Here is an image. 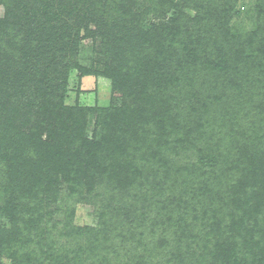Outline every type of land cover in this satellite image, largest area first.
Instances as JSON below:
<instances>
[{
  "label": "rangeland",
  "instance_id": "374dc122",
  "mask_svg": "<svg viewBox=\"0 0 264 264\" xmlns=\"http://www.w3.org/2000/svg\"><path fill=\"white\" fill-rule=\"evenodd\" d=\"M99 1L104 3L105 0ZM164 1L119 3L108 9L106 15H95L93 22L86 15L88 26L83 23L79 29L72 28L67 41H62L64 46H57L64 51L50 50L49 42L43 40L44 50L51 53L50 60L56 62L61 71L60 79L66 77L63 94L53 96L46 88V82L44 85L28 83L36 79L35 76H29L23 83L16 79L13 82L16 87L10 84L12 88L9 89L1 85L0 113L4 114L3 108L6 107L7 115L18 116L19 122L24 123V132L32 133L33 143L30 146L25 144L27 151L24 152L28 157L19 161L18 157L13 158L19 135L0 145V244L3 237L8 239L12 235L15 240H22L19 247L15 244L16 257L0 253V264H15L16 260L27 264H137L140 261L143 264L158 261L164 264H215L214 255L220 250L218 241L221 236L212 230L218 205L217 202L208 205L210 196L206 194L209 190L229 189V174L224 171L245 151L246 148L242 152L241 145H255L264 156V143L260 142L264 141V0L190 1L189 5L193 6L177 5L179 0H173L175 6L171 0ZM78 10L82 11L81 8ZM78 10L72 13L74 26ZM4 14L0 5V18ZM29 27L25 26V33L13 31L17 35L15 42L26 43L27 48H31L28 50L37 54L41 52L40 38L37 35L29 37ZM176 28L182 30V46L185 48L179 44L180 50L170 63L174 65L187 60L185 54L191 48L198 56L195 61L198 63L199 59H208L203 53L210 49L214 51L209 59L212 66L202 70V66L196 65L197 71L194 63L188 65L183 68L179 83L168 94L164 93L161 100L148 103L147 110L152 111L157 105L170 101L172 114L182 120H178L180 126L176 131H167L161 128L159 118H153L147 126L157 134H153L156 140L150 144L140 143L136 158L131 160L132 146L128 147L129 154L125 156L127 154L118 150L115 144L120 145L119 140H123L125 133H122L121 125L126 121L116 111L126 101H123L124 90L115 88L112 74L125 75L135 57L141 53L148 55L145 48L149 43L144 40L149 35L166 37ZM133 43L136 48L131 47ZM25 45L22 44L21 49H25ZM113 45H119V49L110 48ZM169 47V43L164 44L167 57L172 55ZM129 48L135 53L132 60ZM61 57L66 60L59 63ZM148 57L145 58L146 64ZM145 77L144 74L137 79H148ZM224 95L226 99H223ZM230 95L235 98L234 109L241 104L258 111L252 119L258 126L257 132L251 128L246 130V118H241L239 127L233 122L236 120L223 118L224 124L238 128L236 133L245 129L246 133L237 137L226 131L218 132L220 123L213 128L206 125V116L218 115L214 111L215 104L217 107L218 104L220 107H223L221 104L225 107L231 104ZM82 107L115 109L117 115L104 112L100 117L99 113H86L82 132L72 144H66L70 153L75 155L80 151L81 161L76 157L70 166L65 167L59 146L63 138L60 133L62 118L70 124L69 112L78 113L77 108ZM107 115L115 117L107 123ZM168 117L165 115L164 119ZM127 139L131 142L130 135ZM218 146L222 156L215 165L207 152H215ZM90 154L94 159L91 162ZM112 154L117 160H113ZM205 155L209 158H203ZM127 161L132 162V167ZM126 172H129L132 184L122 187L120 181ZM34 177L41 181L27 188V181L29 178L34 180ZM11 178L28 193L19 188L16 194L24 196L20 201L22 206L18 207L19 212L6 214L1 209L6 207L7 201L16 203ZM146 196L153 202L149 208L140 202L149 214L148 226L144 229L147 224L143 221V229L127 230L124 225L123 229L116 230L117 221L126 219L127 215L121 218L125 209L134 210L132 201H144ZM171 196L179 197V202L172 204L171 221L166 228L169 231L164 232L156 212L159 200ZM219 209L220 212L226 211L223 207ZM152 224L154 227H150ZM134 231L138 233L136 237H122L131 236ZM247 235L250 236L244 234L246 237L243 243H239L240 247L236 240L225 245L238 248V264H264V255L255 242L249 239L250 244H244L249 238ZM165 236L167 243L160 246L157 241L161 242ZM233 259L235 262L236 257Z\"/></svg>",
  "mask_w": 264,
  "mask_h": 264
},
{
  "label": "trees",
  "instance_id": "16d2710c",
  "mask_svg": "<svg viewBox=\"0 0 264 264\" xmlns=\"http://www.w3.org/2000/svg\"><path fill=\"white\" fill-rule=\"evenodd\" d=\"M127 1L132 2V0H105L104 3L99 0L94 3H92L93 0H0V5L3 6L5 11V16L0 18V89L1 85L8 89L12 88V85L10 84H13V82L15 83L16 79H20L19 81L23 83V81L30 78L29 76H35L37 80L33 79L28 83L33 82L35 85L36 83L44 85L46 82V88L52 93L53 96L58 95V93L63 94L67 82L66 77L64 80L60 79L59 75L61 74V71L57 69L56 62L50 60L53 56H51L50 52L44 50L45 47H43L42 41L44 40L49 42L50 50L55 49L56 51H64V48H59L57 46H64L63 42H66L70 37V30H72V28L79 29L83 23L86 24V22H89L86 18V15H89L90 22H93V20H95L94 17L106 15V11H108V9L115 8L117 4H122L123 2ZM190 1L196 2L199 0H179L177 5L182 4L187 6L189 3H191ZM164 2L166 3L167 0ZM170 3L174 5L173 0H171ZM177 7L179 8V6ZM80 8L82 11L86 12V14L81 10H78ZM75 10H78L79 12L75 13L76 21L74 22H76V25L74 26L71 23L73 20L71 17ZM101 24H104V22H101ZM25 26H30L27 29V34L29 37L37 35V37L40 38V44L38 46L41 52L34 54L32 50H28L31 48H27L28 46L25 45L26 43L15 42L17 35H15L13 31L19 32L20 34L21 32L25 33ZM86 26H88V24H86ZM123 37L126 36L123 35ZM58 42L60 43L58 44ZM144 43H149V46L146 45L147 47L145 48V51L148 52V55H145V53L144 55L143 53H137L139 56L135 57L131 64L130 70L126 72L125 75L116 76V73L114 75L112 74L115 88L124 90L125 97L123 98V101H126L123 107L121 106V108L116 111L117 113L123 115L126 121L121 125V131L122 133H125L123 135V140H119L120 145H118L117 142L115 144L117 145L118 150L121 149L123 153L127 154L125 156H128L129 154L128 147L131 148L132 146L131 160L136 158V150L140 146V143L150 144L156 140V138L153 136L155 132H152L151 128L147 126V123H150L153 118H159L161 128L163 127L165 130L169 129L176 131V127L178 129L180 126L178 121L180 117L178 115L174 116L172 114L173 110L170 101H168V103L165 105H157L156 110L152 111H149V109L147 110L148 103H150V101L154 102L161 100L164 97V93L168 94L172 87L179 83L182 70L188 65L194 63V68L197 71V66H202V70H204V68H210V60L214 53L213 50H205L207 52H204L203 56L208 59H199V62L196 63L198 61V56L194 54V51L191 48V50L187 51L185 54L187 60H182L180 63L172 65L170 62L174 55L179 52V44L181 45L182 49L185 48V46H182V30H177V28L173 29L171 31V35H167L166 37L153 38L149 35L148 39L144 40ZM167 43L170 45L169 48L172 54L170 57H167L164 53V50L166 49H164V44L166 45ZM22 44L25 45V49H21ZM131 47L136 48V43H133ZM110 48L118 50L119 45H113V47L110 46ZM128 51H130L128 54L132 60L135 53L131 52L130 48ZM147 56H149L147 64L149 65L148 68L150 67V69L146 68L147 64L145 62V58ZM191 59L192 61H190ZM65 60L66 59L61 57L59 63L64 62ZM12 62L14 65L11 66ZM52 62L53 66H51ZM5 63L7 64L6 66L4 65ZM67 68H70L69 65H67ZM108 69L113 70V68ZM218 69L221 70V67H218ZM223 70L224 69H222V71ZM85 72L87 71L85 70ZM144 74L146 77H148V79H137L140 75ZM24 76H26V78H24ZM258 83H261V81H258ZM13 85L16 87L15 84ZM141 94L145 95L142 96ZM8 96L13 97V94H9ZM223 99H226V95L223 96ZM228 99L230 101L229 103L231 104L227 107H225L223 104H221L223 107H220V104H218V110V107L215 104L214 111L218 112V115L216 114L212 118L206 116V125L213 128L215 125L220 123L218 125V132L226 131L231 136L237 137L241 136L243 132L246 133L245 129L236 133L238 128H235L233 125L227 126L228 124H224L225 122L223 118L226 117V120L228 121L233 119L236 120L233 122L238 127L240 125L239 122L241 118H246L248 122L246 130L251 128L257 132L258 126L252 121V119H255L256 113L258 111L254 110L253 107H247L246 105L241 104L236 109H234V96L230 95ZM206 100L208 101V98ZM219 100L218 103H220ZM206 107L207 105L205 108ZM77 109L78 113L69 112L72 118L70 124H68L67 119L62 118L63 120L60 133H62V137L65 140L61 138L59 146L63 151V158L65 161L63 165L65 167L67 165L70 166L76 157L81 161L80 151H76L74 155L70 153L71 149H69L66 144H72L75 141V138L82 132L84 121L86 119L84 115H86L88 112H93L96 115L99 113L101 115L100 117H102L104 112L115 113V116L117 115L115 109H101L97 107H82ZM3 111H5L4 114L0 113V145H3L6 140H9L10 142L13 141L12 137L19 135L20 139L18 140L17 147L13 149V158L16 156L18 157L17 160L19 161L25 157H28V153H25L27 151L25 144L30 146L31 143H33V136L31 132H24V129H22L24 123L22 121L19 122L18 116L11 117L7 115L6 107L3 108ZM241 114L242 117H240ZM2 115H4V117H2ZM165 115H169L167 120L164 119ZM262 115L264 116V114ZM106 117L107 123L112 121L111 118L113 117L108 115ZM180 120H182V118ZM129 135L131 142H129L130 140L127 139ZM133 135L134 137L136 135L138 136L133 138ZM260 142L264 143V141ZM240 149H242V152L244 149L247 152L244 151L241 153V155L238 157L239 159L237 161L231 162L230 167H226V171H224V174H229L227 177V180L230 182L229 189L219 192L209 190L206 194V196H210L209 200H207L208 205H211L214 202H217L218 205V214L215 216L214 229L212 230L215 232V234L217 233L216 235L221 236L218 241L220 243V250H218L214 255L215 264H238L240 262L238 248L235 245L226 246L225 243L231 242V240H236L238 242L237 246L240 247L239 243H243V239L246 237L244 234L248 233L250 236L247 235L249 238L244 242V244H250L248 241L251 239L253 242H255L256 247L259 251H261V254L264 255V156H261L260 149L255 145L254 147L241 145ZM209 154L212 156L211 161L214 162L215 165H218L217 162L222 156L219 146L218 149H215V152L208 150L207 155L211 157ZM59 155L61 156V153H59ZM208 156L205 155L203 158H209ZM111 157L114 158L113 160H117L115 159L116 155L114 156L112 154ZM124 158L128 159L127 157ZM93 160V154H90L89 162ZM131 163V161H127V165L130 164L129 167H132ZM122 176L123 177L120 181L122 187L127 186L128 183L132 182L129 172H126L125 176L124 174ZM40 181L41 179L39 178L35 179L34 177V180L29 178L26 187L29 188V186L32 184H39ZM10 186L14 194L18 193L20 189L25 191V193H28V191H26L20 184H16L12 178ZM150 198L151 197L146 196L144 201L142 199L134 201V203L132 201V205L135 204L134 210L130 211L129 209H125L121 218L127 215L126 219L117 221L118 223L115 229L121 230L123 229L124 225H127V230H135V228L143 229L142 222L144 221L145 224L146 221L149 220L147 218L149 217V214L144 211L146 208H142V206L145 207V204L149 208V206L153 204ZM178 198L179 197L177 196H171L169 198L165 197L158 202L159 207L156 214L158 219L160 218V225H163L162 228L164 229V232L169 231V229L166 228L169 227L168 225L171 221V217L169 216V214H171V206L174 202H179ZM22 199H24V196L16 194L14 199L16 203L12 204V202L7 201L6 207L2 208L1 211L5 212L6 214H11V212L17 211L19 212V208L22 206L20 202ZM140 202H143L144 204L142 203L141 206ZM221 207L225 208L226 211L220 212L219 208ZM163 213H165L166 216H160ZM143 217L146 218L139 222L138 219ZM137 225L138 227H136ZM147 226L148 224L144 226V229ZM18 227L20 228V226ZM150 227H154V224H152ZM150 229L151 232L154 233L153 228ZM139 234L141 235L143 233ZM130 235L131 236L125 235L122 237L131 239L133 236L136 237L138 233L134 231ZM2 240L3 241L0 244V253L9 254L10 256L16 257L15 244H17V247H19L22 240H15L13 235L8 239L3 237ZM157 243H160V246H165L167 243V237L165 236V238H162L161 242L157 241ZM230 255L236 257L235 262L233 261V257ZM15 264L27 263L16 260ZM137 264H143V262L140 261ZM150 264H164V262L158 261L151 262Z\"/></svg>",
  "mask_w": 264,
  "mask_h": 264
}]
</instances>
